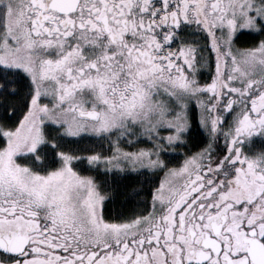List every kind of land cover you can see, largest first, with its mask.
Returning <instances> with one entry per match:
<instances>
[{
	"label": "snow or ice",
	"instance_id": "1",
	"mask_svg": "<svg viewBox=\"0 0 264 264\" xmlns=\"http://www.w3.org/2000/svg\"><path fill=\"white\" fill-rule=\"evenodd\" d=\"M0 264H264V0H0Z\"/></svg>",
	"mask_w": 264,
	"mask_h": 264
}]
</instances>
